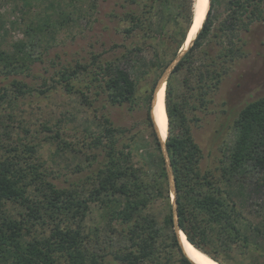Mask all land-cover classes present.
<instances>
[{
    "label": "trees",
    "instance_id": "16d2710c",
    "mask_svg": "<svg viewBox=\"0 0 264 264\" xmlns=\"http://www.w3.org/2000/svg\"><path fill=\"white\" fill-rule=\"evenodd\" d=\"M32 1L22 0V4L30 7ZM221 1H210L201 30L166 82L165 147L176 184L178 225L188 242L218 264H232V254L243 257L235 264H244L246 259L253 262L264 257V233L260 227L246 224L224 188L215 184L208 172L200 171L203 152L190 123L199 125L200 112L216 119L210 137L218 149H225L226 160L220 163L226 185L231 177L251 168L261 174L260 187H264V94L234 112L226 107L225 99L216 101L232 69L247 57V35L251 25L264 20V8L260 4L263 0H224L225 15L214 24L212 11ZM194 3L121 0L115 9L103 14L104 30L109 35L120 34L124 40L106 51L120 49L119 55L107 60L104 52L90 53L89 60L63 67L52 81L63 93L76 96L88 106L92 101L85 93L94 97L104 93L106 103L112 106L133 104L137 82L126 63L147 52L150 60L144 63L143 73H157L154 79H158L193 25ZM59 10L56 7L52 13ZM75 10H60L59 15L65 19L58 24L71 20ZM44 20L36 29L30 24L26 35L37 31L44 37L50 14L45 13ZM13 48L12 53H6L0 47V70L3 80H9L0 89V264H191L174 233L165 163L150 117L154 83L144 97L146 123L157 152L152 163L156 162L158 169L150 170L147 163L134 165L129 144L121 149L114 146V135L121 130L106 126L103 135L87 144L91 157L85 156V161L93 163L96 154L92 150L102 147L103 161L89 170L80 184L78 179L70 182V188L61 187L52 182L55 177L49 179L43 171L45 162L37 161V143L9 138L12 126L7 123L13 117L6 113L4 104L10 107L17 94L31 92V87L16 76L28 72L30 64L41 59L24 50L23 42ZM56 86L49 85L39 93L44 95ZM104 122L110 124L107 118ZM51 138L59 139L58 132ZM55 147L75 151L62 139ZM82 151L76 152L84 154ZM75 171H82L79 165ZM157 200H164L167 210L160 225L148 211ZM94 212L96 223L88 227ZM105 229L108 235L103 234ZM112 241L117 248H113ZM103 244L113 250L104 252ZM107 254L113 255V262H107Z\"/></svg>",
    "mask_w": 264,
    "mask_h": 264
},
{
    "label": "rangeland",
    "instance_id": "374dc122",
    "mask_svg": "<svg viewBox=\"0 0 264 264\" xmlns=\"http://www.w3.org/2000/svg\"><path fill=\"white\" fill-rule=\"evenodd\" d=\"M120 1L33 0L32 6L27 7L22 4V0H0L1 49L6 53H12L14 45L17 42H23L24 50L33 57L41 58L40 61L30 64L28 72L24 71L25 73L16 76L31 87V92H25L22 96L17 94V99L14 100L15 102L12 101L10 106L12 109L8 104H4L6 113L13 117L11 121L7 120V124L12 126L9 138L24 143H37L36 156L39 158L37 161L45 162L43 171L49 179L55 177L52 182L57 186L70 188V182L78 179L80 184L88 171L96 167L99 161H103L105 149L102 147L92 150L96 154V161L91 159L93 163L85 161V156H89L91 151L86 149L87 144L95 136L103 135L106 126L121 130V133L114 135L116 140L114 146L116 149H121L129 144L131 161L134 165L139 167L147 163L150 170L158 169L156 162L152 163V160L156 159L157 152L151 129L146 123L147 101L144 95L147 90L156 85L160 77L155 80L157 73L148 72V75L143 73L144 69L146 70L144 63L150 60L149 53L143 52L126 63L127 68L128 66L132 68L130 75L137 82L133 104L112 106L106 103L104 93L97 97L85 93L92 101V105L88 106L80 103L76 96L63 93L60 86H56L52 81V78H57L55 75L63 67L73 66L77 61L84 63L89 60L90 53L104 52L103 58L107 60L119 55L120 49H115L114 53L106 51L112 44L121 43L124 40L120 34L109 35L104 30L103 14L115 9V4ZM260 4L264 8V0ZM52 7H59L64 13H72L75 9L77 12L71 15V20L63 21L60 26L58 22L65 17L59 15L60 10L52 13L54 11ZM224 8V0L220 2V5H215L212 11L214 24L224 17ZM45 13L51 16L45 36L42 37L37 31L26 35L25 31L30 24L34 28L45 22ZM108 24L112 25V23ZM250 30L246 39L249 41L244 48L247 50V57L240 64L235 65L216 95V101L225 99L228 103L226 107L233 112L239 111L242 105L264 94V20L256 21V24L251 25ZM3 78L0 70V89L9 82ZM49 85L56 87L41 95L39 91L48 88ZM9 90V93L15 96L13 91ZM105 118L110 124L104 122ZM198 118H201L199 125L193 126V123L190 125L193 137L203 152L200 171L208 172L213 176L215 184H218L221 189L224 188L235 203L236 209L243 215L246 224L258 226L264 233V187H260L263 182L261 174L249 168L231 177L230 183L226 185L220 163L221 160H226L223 155L225 149L223 151L218 149L215 144H212L210 137V130L216 124V119L206 115L205 112L198 113ZM56 132L59 134V139H49ZM132 136H134L133 141H131ZM60 139L69 143L75 151L68 152L65 149L59 151L55 144ZM107 140L105 136L104 142ZM79 149L83 150L85 155L76 152ZM77 165L82 171H75ZM170 196L169 194V204ZM148 211L160 225L167 211L165 201H155ZM96 216V212L90 216L87 221L88 227L96 223ZM102 232L108 235L106 229ZM112 242L113 248H117L115 241ZM101 246L106 247L104 251L106 253L113 250L106 244ZM112 256L107 254L105 257L107 262L108 260L113 262ZM242 258L241 255L232 254L230 262L235 264L234 262L242 261ZM244 264H264V257L257 258L253 262L246 259Z\"/></svg>",
    "mask_w": 264,
    "mask_h": 264
},
{
    "label": "bare ground",
    "instance_id": "6f19581e",
    "mask_svg": "<svg viewBox=\"0 0 264 264\" xmlns=\"http://www.w3.org/2000/svg\"><path fill=\"white\" fill-rule=\"evenodd\" d=\"M207 10L208 0H195L193 25L189 31L187 40L184 43L185 45L182 48H185V46L190 43L194 35L197 33ZM153 117L154 122H156L159 129L160 139H162V141L166 140L168 125L165 110V86H162L159 92L157 93L156 105L153 109ZM179 236L184 253L187 258H189V260L193 262V264H218L205 253H203L201 250L197 249L191 243H189L183 233L180 232Z\"/></svg>",
    "mask_w": 264,
    "mask_h": 264
},
{
    "label": "water",
    "instance_id": "95a60500",
    "mask_svg": "<svg viewBox=\"0 0 264 264\" xmlns=\"http://www.w3.org/2000/svg\"><path fill=\"white\" fill-rule=\"evenodd\" d=\"M210 1L211 0H208V9H209V5H210ZM207 13H208V10L206 11L205 17H204V19H203V21H202V23L200 25V28L198 29L197 33L194 35V37L192 38L190 43L187 46H185V48H182L185 45L184 43L187 40V36H188V33H189V31H188V33L186 35V38H185V41H184L181 49L177 53V55L174 58V60L167 66L165 71L162 73V75L158 79V81H157V83L155 85V88H154V92L152 94L151 110H150V117H151V120H152V123H153L154 130H155L156 135L158 137V140L160 142L161 153L163 155L165 168H166V173H167L169 194L171 195L170 196V205H171V208H172V215H173V229H174V233L176 235V238L178 240L181 252L186 258H187V256L184 253V250H183V247H182V244H181V241H180V236H179L180 232L183 233V234H184V232L180 229V227L178 225L177 204H176V184H175V180H174V175H173V172H172L171 164H170V161H169V158H168V154H167V151H166L165 140L162 141V139H160L158 126H157L156 122H154L153 109H154V107L156 105L157 93L159 92V90L161 89L162 86H166V82H167L169 76L171 75V72H172L173 68L177 65V63L180 61L182 56L187 52V50L193 44L197 34L201 30V28H202V26H203V24L205 22ZM191 27H192V23H191L190 28ZM190 28H189V30H190ZM184 236H185V234H184ZM187 259L189 260V258H187ZM191 264H193V262H191Z\"/></svg>",
    "mask_w": 264,
    "mask_h": 264
}]
</instances>
